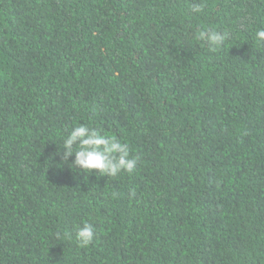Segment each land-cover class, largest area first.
I'll return each mask as SVG.
<instances>
[{"label":"trees","instance_id":"obj_1","mask_svg":"<svg viewBox=\"0 0 264 264\" xmlns=\"http://www.w3.org/2000/svg\"><path fill=\"white\" fill-rule=\"evenodd\" d=\"M0 264H264V0H0Z\"/></svg>","mask_w":264,"mask_h":264}]
</instances>
